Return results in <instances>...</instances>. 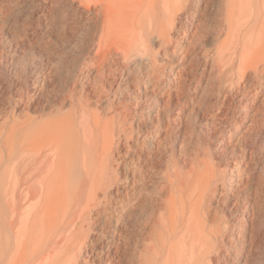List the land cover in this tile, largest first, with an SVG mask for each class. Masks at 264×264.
I'll return each mask as SVG.
<instances>
[{"label":"bare ground","instance_id":"obj_1","mask_svg":"<svg viewBox=\"0 0 264 264\" xmlns=\"http://www.w3.org/2000/svg\"><path fill=\"white\" fill-rule=\"evenodd\" d=\"M145 1L146 7L137 5L132 0L80 1L87 5L86 8L105 7L104 11L98 13L102 14L100 19L102 21L101 28L95 33L98 37L95 57H92L91 62L88 61L89 66H85L93 75L83 74L87 87H83L85 93L81 92L82 96L93 95L95 103L100 105L108 94V92L105 94L104 84L112 88L115 86L113 82L116 84L121 80L122 68L131 52L139 50L141 46L147 51L152 30L156 31L154 32L156 34L158 32L161 37L164 36L162 37L164 41L169 40V31L173 29L172 22L177 20L184 9L180 4L181 0ZM220 4L226 35L217 47L214 45L215 76L221 79L224 68L230 66L229 70H233L239 76V82L247 84L250 78L257 80L264 73V0H221ZM203 28L199 36L200 41L208 35L207 30ZM197 33L198 31L195 36ZM165 35H168V38ZM189 35L190 33L185 32L182 40L187 41ZM195 39L199 40L197 36ZM43 67L38 71L37 78L40 81L35 82L38 85L49 83L50 80L47 75L48 69ZM149 77L147 83L143 82L142 78L134 80L135 77L128 81L129 84L123 83L125 88L119 90L120 95L137 99L153 89L161 95L159 105L166 115L172 102V93H175L176 101L182 102L180 95L181 91H184L183 81L181 80V83L178 80V89L177 87L165 89L166 85L160 82L161 80L158 78L150 80ZM34 86L32 85V88ZM19 90L21 93V88ZM246 92L248 98L256 96L253 87ZM73 95L74 92L72 96L66 95L65 99H61L63 100L61 104L66 108L69 103V106L75 109L65 115L56 112L42 118L41 122L37 120L25 122L20 128L17 143L16 134L3 140L0 136V264H6L12 239L20 242V238L26 232L30 233L35 225L29 224L30 209L38 205L45 207L56 199L61 200V214L55 225L52 228L48 227L50 228L48 232L54 234L57 225L62 228L57 229L58 233L51 241L52 254H48L47 247L50 236L41 241V264H93L95 257L87 259L83 250L87 246L86 233L91 226L97 224L101 216H105L110 224L109 233L120 239L129 231L124 220L133 222L139 230L148 228L144 239L149 245L147 252L141 255L138 262L129 260L123 263L120 257L122 246L118 242H112L113 251L103 250L96 254L98 264H158L164 251L167 254V264H264V196L261 190H255L253 200L244 198L237 202L228 201L225 193L232 191L234 184L231 177L226 182L227 175L219 177L214 171L211 172L209 169L201 171L194 166L187 167V171L182 172L176 161L166 164L169 169L164 170L163 174L161 171L163 177L161 181H152L150 173L149 176L146 173V176L141 164L155 172V165L163 164L162 159H156L152 153H148L147 159L141 161L139 158V166L134 167L132 161L129 166L128 161L120 158L123 156L129 159L133 153L137 156L143 154L145 143L133 131L134 126L138 129L133 115L137 116L139 111L131 113L121 100L117 102L119 107L114 108L110 116H106L98 110H87L82 102L76 99L77 96ZM27 99L29 103L37 102L34 93ZM76 100L79 101L78 108L75 105ZM151 109L146 111L147 116L150 115ZM155 111L156 120L160 123V113L158 109ZM178 111L181 114L185 110L178 108ZM140 112L142 114L143 110ZM259 113L260 116L255 112L250 114V110L246 109L242 114L234 110L230 113L217 114L216 117L220 121H229L228 126H222L223 129H228L227 134L215 129L217 132L215 136H220L217 143L232 145L235 137L240 143L238 147L241 152L240 159L249 158L253 150L246 148L247 142L245 145L241 144L248 137L247 134H241L246 130L255 139L263 138L261 130L264 129V116H261L262 112ZM203 116L207 118L206 114ZM175 120L177 125L172 126L171 122L174 123V120L167 114L165 125L156 127L153 138L157 144V154L166 147L164 138L167 135L171 133L179 135L184 121L179 117ZM184 130L187 133V128L184 127ZM230 130L232 131L229 132ZM120 146L123 149L122 155L119 152ZM234 154L233 150L231 156L234 157ZM241 163L242 166L235 165L234 172L235 178L240 179V185L236 187L239 193L244 188L241 179L243 166L246 168L245 161ZM120 171L125 174L131 173L132 184L136 185V188L125 187L123 193L118 192L116 200H110L108 194L117 186ZM146 182L150 184V189L146 190V185L144 186ZM113 203L118 205L116 213L109 212ZM224 213L228 214L230 220ZM244 222H248L249 226L244 225ZM81 236H84L82 241L79 240ZM106 241L108 243V240ZM110 253L115 258H109Z\"/></svg>","mask_w":264,"mask_h":264},{"label":"rangeland","instance_id":"obj_2","mask_svg":"<svg viewBox=\"0 0 264 264\" xmlns=\"http://www.w3.org/2000/svg\"><path fill=\"white\" fill-rule=\"evenodd\" d=\"M80 1L0 0V136L2 140L16 134L15 142L17 143V138L20 137V128L25 122L35 120L41 122L42 118H46L56 112L60 115H65L68 111L75 109L69 106V103H67L66 108H63L61 104L63 101L61 99L72 96L73 92V96H77L78 98L76 97V99L81 101L87 110H98L106 116H110L114 108L119 107V103L117 102L122 100L124 107L131 113L139 111L138 113L140 114L137 113V116L135 114L133 115V120L138 126V129L134 126L133 131L145 143L143 154L137 156L133 153L129 159L121 156L123 149L120 146V158L121 160L128 161V165L132 161L136 166L134 164L132 165L137 167L139 166V158L143 161L147 159L148 153H152L154 158L163 160L162 166L155 165V172H151L152 170L150 168L148 169L141 164L145 174L147 173L149 176L150 173L149 177L151 179L153 178L152 181H161L163 178L162 174L165 172L164 170L169 169L167 163L176 161L182 172H186L187 167L194 166L201 171L207 169L211 172L214 171L219 177L227 175L226 182L231 177L234 185H232V191L225 193L228 201L233 200L237 202L244 198L253 200L255 190H261L264 196V129L261 130L263 134L262 139H255L252 134L243 130L241 135L247 134L248 137L241 144L245 145L248 143L246 148L253 150L250 157L244 160L240 159L241 152L238 148L240 147V143L235 137H233L232 145H220L217 143L220 136H215V133L217 134L215 129L227 134L228 129H223L222 126L229 125V121H220L216 117L217 114H222V112L230 113L233 110L238 114H242L243 111L248 109L250 110V114L255 112L260 116L259 112H262L261 116H264V73L257 80L256 78L248 79L247 84H243L241 81L239 82V76L233 70H229L230 66L224 68L221 79L215 76L213 61L215 59L216 47L225 38L224 35H226V31L224 32L226 30L225 23H223L224 16L220 9L221 0H181L180 4L184 8L181 13L183 16L180 14L181 16L179 15L177 20L172 22L173 29L169 31V36L167 35L169 40L164 41V38H162L164 36L161 37L158 32L156 34L154 33L156 31L152 30L148 39L149 42L147 43V51L144 50L145 47L141 46L139 50H134L136 53L133 51L131 55L129 54L128 60L124 63L125 66L123 68L120 66L123 69L120 74L122 78L116 84L113 82L115 85L113 86L114 88L104 84L105 94L107 92L108 94L103 98L100 105L99 103H95L96 99L93 95L84 94L85 96H82L83 93L81 92L85 93L84 90L87 87L84 75H93V73L90 74L88 72L89 69H86V67L93 60L92 57L95 54L94 51L97 44V34L95 33H98L101 28L102 20L100 19H102V14L98 13L101 10L104 11L105 7L89 6L86 8L87 5L85 6ZM132 1H135L137 5L146 7L145 3L147 1L145 0ZM162 20H164L163 17ZM202 27L207 30L208 35L205 39L201 37L203 40L201 39L202 41H200L199 36L202 32ZM182 31L184 32L182 33ZM196 31H198L196 36L199 40L195 39ZM185 32L191 35H189L187 41H183L181 38ZM167 36L166 38H168ZM192 37H194L195 42ZM188 41L192 42L189 43ZM167 42L171 45H168ZM166 45H168L167 48ZM177 45L179 46L176 47ZM41 67L48 69L47 75L50 77V80L49 83L38 85L35 82L39 80L37 75ZM232 71L233 73L231 74ZM148 76L151 77H149L150 80L153 78L161 80L160 82L166 85L164 86L165 89H176L178 80L181 83L183 81L182 85L184 86L182 88H184V91H181L183 97L180 95L182 102L176 101V95L172 93V102L168 107L166 115L163 114L162 106L159 105L162 100L161 95L154 92L153 89L148 90L145 96L138 95L139 97L137 99H131L125 96L121 97L120 95L119 90H123L125 88L124 84H129V80H133L134 77V80H141L142 78V81L144 80L143 82L147 83L149 82L147 80ZM160 76L162 79H160ZM211 77L212 80H210ZM32 85H35V88H32ZM252 87L256 90V96H251L252 98L249 96V99L246 91ZM19 88H21V93ZM112 89L115 90L113 91ZM33 93L36 94L37 102H27V97ZM80 97L82 98L80 99ZM79 101L76 100L75 102L76 108L79 107ZM185 102L187 104H184ZM58 108L60 111H58ZM149 108L151 111L148 117L146 111ZM178 108H182L185 111L180 114ZM157 109L160 113V123L156 120L155 110ZM142 110L143 112L141 114L140 111ZM143 114L144 117H142ZM167 114L171 120H174V123L173 121L171 122L172 126L177 125L175 118L177 119L178 117L184 121L185 125L182 122V129L180 128L178 136L171 133V136L167 135L164 138L166 147L157 154V144L153 138V134H156L155 131L158 127H161L163 124L165 125ZM203 114H206V119ZM184 127L187 128L188 131L186 132L188 134L185 133L186 129L184 130ZM233 150L235 151L234 157L231 156ZM242 161H245L246 168L243 166L241 179L244 182V188L239 193V191H236V187L240 185V179L238 177L235 178L234 172L235 165L242 166ZM118 179L117 186L108 194L110 200H116L118 198V192L123 193L125 187L136 188V185L132 184L133 177L131 173L125 174L120 171ZM146 183L144 184V186L146 185V190L150 189V184L148 182ZM226 185L228 186V183ZM117 207L118 205L113 203L109 212L116 213V210H118ZM61 209L60 199L52 201L45 207H41V205L32 207L30 209L29 224L35 223V225L30 233L26 232L20 238V242H17L15 238L12 239L6 264H41V241L46 236H50L47 247L48 254H52L53 244L51 241L55 238V234L58 233V230L62 226L59 227L57 225L54 234L48 232L50 229L48 227L52 228L58 221ZM133 213L135 214L136 212L134 211ZM224 215L228 219V214L224 213ZM233 218L235 220V217ZM124 221L129 231L128 234L122 235L120 239L109 233L110 224L105 216L98 218L97 224L91 226L89 232L86 233L87 246L83 250L86 258L88 259L91 256L92 258L95 257L93 264H98L96 262V254L103 250L110 249L113 251L112 242H118L122 246L120 253L122 262L125 263L129 260L138 262L141 255L148 250L149 243L147 244L144 237L149 230L148 228L144 230L140 228L139 230L133 222ZM248 224V222H244V225L249 226ZM4 238L5 235L3 233L2 239L4 240ZM79 240H84V236H81ZM106 240H108V243ZM108 257L111 259L115 258L111 253ZM167 263V254L164 251L158 264Z\"/></svg>","mask_w":264,"mask_h":264}]
</instances>
